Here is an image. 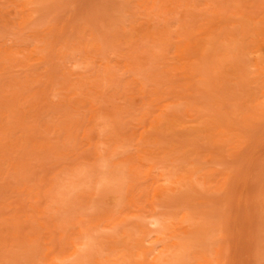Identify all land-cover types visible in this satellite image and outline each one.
Here are the masks:
<instances>
[{
  "label": "rangeland",
  "instance_id": "374dc122",
  "mask_svg": "<svg viewBox=\"0 0 264 264\" xmlns=\"http://www.w3.org/2000/svg\"><path fill=\"white\" fill-rule=\"evenodd\" d=\"M187 239L264 264V0H0V264Z\"/></svg>",
  "mask_w": 264,
  "mask_h": 264
},
{
  "label": "bare ground",
  "instance_id": "6f19581e",
  "mask_svg": "<svg viewBox=\"0 0 264 264\" xmlns=\"http://www.w3.org/2000/svg\"><path fill=\"white\" fill-rule=\"evenodd\" d=\"M186 217V216H184ZM151 222L156 223L166 229L167 224L162 218H154ZM144 231L143 224L137 222L135 234ZM187 234V231H184ZM187 240H183L180 244L179 242L168 244L159 254L157 258V264H180L182 258V251L187 249ZM83 246L80 248L78 255L70 262L71 264H115L116 260H106L104 262H99L96 258H92L90 254L87 253L90 243L88 241L82 242ZM113 247V246H112ZM74 254V253H73ZM116 254V253H114ZM112 256V255H111ZM114 258V257H112Z\"/></svg>",
  "mask_w": 264,
  "mask_h": 264
}]
</instances>
